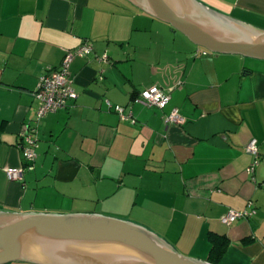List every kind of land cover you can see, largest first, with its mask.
I'll use <instances>...</instances> for the list:
<instances>
[{
	"label": "crops",
	"instance_id": "crops-1",
	"mask_svg": "<svg viewBox=\"0 0 264 264\" xmlns=\"http://www.w3.org/2000/svg\"><path fill=\"white\" fill-rule=\"evenodd\" d=\"M197 1L264 29V0ZM149 17L127 0H0V210L99 214L144 226L190 258L264 264V61L200 54L164 22L175 36L159 45ZM85 40L92 54L70 64L77 98L36 121L39 75ZM104 52L107 63L97 59ZM152 85L170 93L163 109L133 102ZM172 108L182 124L164 123ZM33 125L29 167L19 144ZM252 138L258 163L248 174ZM19 166L22 180H9L6 169ZM221 236L227 245L213 260Z\"/></svg>",
	"mask_w": 264,
	"mask_h": 264
},
{
	"label": "water",
	"instance_id": "water-1",
	"mask_svg": "<svg viewBox=\"0 0 264 264\" xmlns=\"http://www.w3.org/2000/svg\"><path fill=\"white\" fill-rule=\"evenodd\" d=\"M212 53L264 61V29L197 0H127ZM256 212V210H255ZM0 264H210L136 223L85 213L0 210Z\"/></svg>",
	"mask_w": 264,
	"mask_h": 264
},
{
	"label": "built area",
	"instance_id": "built-area-1",
	"mask_svg": "<svg viewBox=\"0 0 264 264\" xmlns=\"http://www.w3.org/2000/svg\"><path fill=\"white\" fill-rule=\"evenodd\" d=\"M92 52V43L85 40L81 45L73 49L65 50L64 55L56 68H48L39 75L36 90L33 93L34 98L38 103L35 112L36 121H39L50 112H55L58 109L68 106L69 102L77 98V93L73 86V78L70 74V64L75 58L88 57ZM208 52L209 51L203 48H199L198 51V53L204 55ZM97 59L101 62L107 63L108 55L104 52L101 56L97 57ZM101 79L102 76H99V80ZM177 83L179 84L180 82L178 81ZM169 101L170 93L157 85L149 86L133 97V102L159 109H163ZM105 102L107 108L114 111L119 116L120 120L130 121L131 123L135 122L128 107L113 104L109 100H106ZM163 121L166 125L182 124L184 122V117L180 114L177 108H172L168 113L163 115ZM37 147V128L35 125L28 126L24 132L21 133L19 148L24 161L31 164V166L37 158ZM245 151L253 157L252 163L246 168V173L252 174L258 163V142L255 138L248 141L245 146ZM22 171V166L8 167L6 169V174L9 180L21 181ZM254 213V208L241 211L230 209L220 217V221L225 225H230L234 221L252 216Z\"/></svg>",
	"mask_w": 264,
	"mask_h": 264
},
{
	"label": "rangeland",
	"instance_id": "rangeland-1",
	"mask_svg": "<svg viewBox=\"0 0 264 264\" xmlns=\"http://www.w3.org/2000/svg\"><path fill=\"white\" fill-rule=\"evenodd\" d=\"M141 14V13H140ZM154 20V26H155V31H160L161 32V36H157L156 35V40L158 41L157 44L159 45H162V43L166 44V43H169L170 42V39L173 38V36L177 35V38H181V40L183 39H186L181 33H179L178 31L175 32V35L174 34H169L167 31H166V26L163 24L162 25V21L158 20V19H155V18H152V17H149V22H152L151 21ZM160 25L163 26L161 27L162 29H159L160 28ZM188 40V39H186ZM45 213H55V212H45Z\"/></svg>",
	"mask_w": 264,
	"mask_h": 264
},
{
	"label": "trees",
	"instance_id": "trees-1",
	"mask_svg": "<svg viewBox=\"0 0 264 264\" xmlns=\"http://www.w3.org/2000/svg\"><path fill=\"white\" fill-rule=\"evenodd\" d=\"M29 167L31 164L25 162ZM214 245H212V257L214 259H218L221 257L222 253L224 252L225 246L227 245L226 239L222 238V236L218 239L213 241Z\"/></svg>",
	"mask_w": 264,
	"mask_h": 264
}]
</instances>
